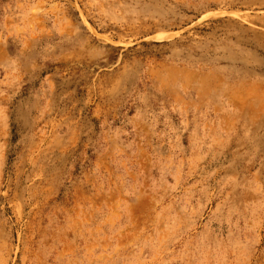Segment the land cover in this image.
Segmentation results:
<instances>
[{
    "label": "rangeland",
    "instance_id": "rangeland-1",
    "mask_svg": "<svg viewBox=\"0 0 264 264\" xmlns=\"http://www.w3.org/2000/svg\"><path fill=\"white\" fill-rule=\"evenodd\" d=\"M0 264H264V0H0Z\"/></svg>",
    "mask_w": 264,
    "mask_h": 264
}]
</instances>
